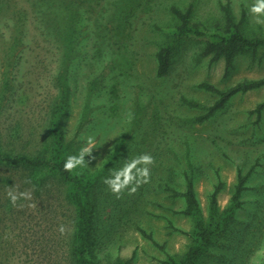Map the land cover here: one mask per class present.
<instances>
[{
    "label": "rangeland",
    "instance_id": "rangeland-1",
    "mask_svg": "<svg viewBox=\"0 0 264 264\" xmlns=\"http://www.w3.org/2000/svg\"><path fill=\"white\" fill-rule=\"evenodd\" d=\"M28 1L0 0V140L11 154L43 151L52 139L59 73L68 75L64 130L73 141L70 155L94 137L84 167L92 173L104 169L92 192L91 256L100 264H166L183 256L192 244L194 219L183 213L185 200L174 191H184L191 178L206 218L215 188L221 186L223 211L241 173L242 204L199 264H264V109L259 116L251 112L264 101V86L233 96L202 120L218 95L199 86L209 82L225 90L264 77V49L237 55L226 72L224 58L211 62L201 56L206 38L174 37L160 29L177 22L170 5L193 3L194 20L211 30L224 26L228 6L244 33L264 36V23L256 22L264 14L251 12L257 0H133L135 12L112 23L106 18L113 5L85 2L83 34L67 73L53 47L47 5L32 9ZM111 1L121 8L125 0ZM170 39L172 66L159 77L155 53ZM144 153L154 161L148 182L134 193V185L112 192L104 183L110 170ZM27 178L25 171L0 167V264H66L70 207L51 181L36 187ZM9 192L18 197L15 203Z\"/></svg>",
    "mask_w": 264,
    "mask_h": 264
},
{
    "label": "trees",
    "instance_id": "trees-1",
    "mask_svg": "<svg viewBox=\"0 0 264 264\" xmlns=\"http://www.w3.org/2000/svg\"><path fill=\"white\" fill-rule=\"evenodd\" d=\"M107 5L114 6V9L107 15L108 23L114 20L120 21L126 18L132 12H135L136 2L125 0L121 8H118L111 0H105ZM31 8L40 7L46 4V11L54 36L53 47L62 54L60 69L67 73L71 63L76 57L77 47L79 45V36L82 35V24L84 22L83 3H92V0H32ZM87 3V4H88ZM86 4V5H87ZM225 12L224 26L218 25L215 30H211L207 25L194 20V5L189 3L187 7L179 4L170 5V13L176 18L174 26L160 28L174 37L194 36L206 38L207 42L201 51L202 57H210L211 62H217L224 58L226 62V72L232 67L237 55L260 48L264 49V36H248L241 29V21H236L230 12L228 6H223ZM29 11L24 10V15ZM20 13L17 16L20 19ZM28 16V15H27ZM103 16L101 17L102 20ZM100 20V19H99ZM100 20V21H101ZM22 23H24L21 20ZM104 38L98 42L102 44ZM174 40L170 39L155 53L157 61V75L160 77L168 74L172 66V57L174 50ZM67 76V83H66ZM58 85L60 88L59 100L52 108L49 121V131L51 142L45 149L35 155L18 153L11 154L3 149L0 140V167H11L25 171L28 175L27 183L36 187L53 184L56 186L59 194L65 200L69 214V228L67 229L65 244L66 264H100L91 256L90 246L94 245L93 233V210L94 202L93 189L98 179L104 172L99 169L97 172H91L88 168L81 167L66 171L63 164L70 155L73 141L66 140L64 130L66 112L69 110V84L68 75L64 72L59 73ZM201 88L218 95L215 103L209 108L208 113L200 117V120L207 118L215 111L221 109L235 95L246 93L264 86V77L245 78L225 90H221L209 82H202ZM264 109V101L251 111L260 115ZM82 129V123L77 128V134ZM118 154L114 152L113 156ZM112 156V158H113ZM246 176L239 174L236 189L229 205L220 211L218 203V193L221 186H217L209 198L208 216L205 218L199 199L196 194L194 182L188 179L184 191H174L175 196H181L185 200L184 214L194 219V227L190 231L192 244L187 252L181 257H170L166 264H199L202 257L206 254L208 248L214 243L219 232L224 231L232 218L234 211L240 208L241 194L245 190ZM170 190V189H169ZM173 190V189H172ZM146 234L145 231H142ZM150 236V235H147ZM116 264H128L127 261L119 260Z\"/></svg>",
    "mask_w": 264,
    "mask_h": 264
},
{
    "label": "clouds",
    "instance_id": "clouds-1",
    "mask_svg": "<svg viewBox=\"0 0 264 264\" xmlns=\"http://www.w3.org/2000/svg\"><path fill=\"white\" fill-rule=\"evenodd\" d=\"M251 12L254 14H264V0H257V2L251 7ZM257 23H264L259 18ZM128 119H133L132 114L128 115ZM95 146V138L87 137L86 145L81 147L78 154L68 155L66 161L63 164V168L66 171H72L78 167L86 166V156L92 153V149ZM153 157L150 154L144 153L128 160L124 166L118 170H110V175L105 178L104 183L109 185L112 192L119 194L122 190L134 185L130 188V192H135L137 187L142 183H147L150 170L148 165L153 163ZM13 203L17 200V196L9 192ZM20 196L28 197V193H20Z\"/></svg>",
    "mask_w": 264,
    "mask_h": 264
}]
</instances>
